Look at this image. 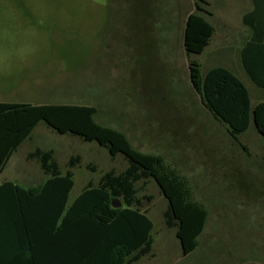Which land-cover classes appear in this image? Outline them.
Here are the masks:
<instances>
[{"label": "rangeland", "instance_id": "obj_1", "mask_svg": "<svg viewBox=\"0 0 264 264\" xmlns=\"http://www.w3.org/2000/svg\"><path fill=\"white\" fill-rule=\"evenodd\" d=\"M194 2L0 0V102L94 106L96 123L123 133L135 150L162 156L187 180L207 211L198 246L182 255L176 230L165 224L166 199L152 179L139 181L136 199L153 224L152 249L133 264H264L262 137L251 122L233 141L188 77L189 61L200 63L202 75L231 66L257 103L258 88L235 72L231 43L244 35L238 23L253 1L205 0L214 33L200 55L188 56L183 29ZM36 148L52 151L61 174L72 172L70 200L88 182L96 186L106 172L127 167L121 154L111 157L41 121L6 162L0 183L41 184L47 175L29 158Z\"/></svg>", "mask_w": 264, "mask_h": 264}, {"label": "trees", "instance_id": "obj_2", "mask_svg": "<svg viewBox=\"0 0 264 264\" xmlns=\"http://www.w3.org/2000/svg\"><path fill=\"white\" fill-rule=\"evenodd\" d=\"M253 10L243 18L250 31L241 51L242 66L250 81L264 89V0H252ZM205 0H195L183 29L186 55H200L214 33L203 14ZM263 24V29L260 31ZM262 32V35L260 33ZM259 38V39H258ZM197 61L188 62L189 81L200 103L226 126L237 142L253 123L262 137L264 158V101L251 105L247 88L231 70L215 66L204 75ZM94 106L0 103V171L39 122L58 134L95 142L111 157L121 154L127 167L119 174H103L96 186L90 182L70 200L73 174H64L51 150L36 148V159L47 178L38 186L0 183V264H133L152 249L153 224L142 212L134 185L152 179L167 201L165 224L174 228L181 253L198 246L207 219L206 209L193 200L187 180L160 155L135 150L126 136L93 120ZM241 146V144L238 143ZM78 158L70 159L74 167ZM120 203L116 208L114 201Z\"/></svg>", "mask_w": 264, "mask_h": 264}, {"label": "crops", "instance_id": "obj_3", "mask_svg": "<svg viewBox=\"0 0 264 264\" xmlns=\"http://www.w3.org/2000/svg\"><path fill=\"white\" fill-rule=\"evenodd\" d=\"M249 13V12H248ZM248 13H246V14H248ZM246 14H244L241 18H240V20H239V23H238V27L240 26V27H244V29H245V31H244V35L241 33L240 35H238V36H233V38L234 39H231V43L232 44H235V50H234V56H236V60H234V63L233 64H236V66H235V72H239V71H242L243 73H245V71H244V69H243V66H242V59H241V51H242V49L244 48V46L246 45V43L249 41V38H250V31H249V29H248V27L246 26V25H244L243 24V18H244V16L246 15ZM237 27V28H238ZM262 29H263V24H262V26H261V29H260V31H262ZM242 32V31H241ZM260 35H262V32L260 33ZM228 36V35H227ZM228 37H231V36H228ZM259 39V38H258ZM227 40V39H226ZM241 41V40H243V42L242 43H240L239 44V42H237V41ZM210 43V42H209ZM198 62V61H197ZM199 63V62H198ZM200 64V63H199ZM213 66V65H212ZM211 68V67H210ZM227 68V67H226ZM227 69H229V70H232V72H233V69H232V67L230 66L229 68H227ZM235 74V73H234ZM236 75V74H235ZM237 76V75H236ZM243 83V82H242ZM258 88V87H257ZM256 100H257V103L258 102H262V101H264V89H262V88H258V91H257V93H256ZM0 103H8V104H14V103H11V102H0ZM24 104H29V103H24ZM256 104V103H255ZM30 105H41V104H30ZM2 171V170H1ZM0 171V172H1Z\"/></svg>", "mask_w": 264, "mask_h": 264}, {"label": "water", "instance_id": "obj_4", "mask_svg": "<svg viewBox=\"0 0 264 264\" xmlns=\"http://www.w3.org/2000/svg\"><path fill=\"white\" fill-rule=\"evenodd\" d=\"M114 203H115V205H113L114 207L116 208L120 207V203L117 200H115Z\"/></svg>", "mask_w": 264, "mask_h": 264}]
</instances>
